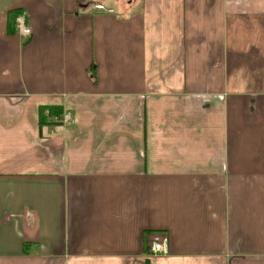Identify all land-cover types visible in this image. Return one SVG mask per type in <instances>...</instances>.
I'll list each match as a JSON object with an SVG mask.
<instances>
[{"label": "crops", "instance_id": "crops-1", "mask_svg": "<svg viewBox=\"0 0 264 264\" xmlns=\"http://www.w3.org/2000/svg\"><path fill=\"white\" fill-rule=\"evenodd\" d=\"M0 264H264V0H0Z\"/></svg>", "mask_w": 264, "mask_h": 264}, {"label": "built area", "instance_id": "built-area-1", "mask_svg": "<svg viewBox=\"0 0 264 264\" xmlns=\"http://www.w3.org/2000/svg\"><path fill=\"white\" fill-rule=\"evenodd\" d=\"M14 30L17 34L26 38L31 35L30 27L26 23V13L23 10L14 19ZM58 119L64 126L72 125L75 122L71 109H65ZM146 252L150 258L168 254L167 234L163 232L155 233L147 246Z\"/></svg>", "mask_w": 264, "mask_h": 264}, {"label": "trees", "instance_id": "trees-1", "mask_svg": "<svg viewBox=\"0 0 264 264\" xmlns=\"http://www.w3.org/2000/svg\"><path fill=\"white\" fill-rule=\"evenodd\" d=\"M23 9L22 8H13L8 10L7 12V32L9 34L14 33V19L17 14H19ZM93 74V71H92ZM91 74V75H92ZM94 76V75H92ZM47 110L46 115H52L56 117H61L62 109L58 106H40L39 108V115H40V122L42 123V120L44 118V113ZM33 244L24 243L23 244V252L27 253L28 247Z\"/></svg>", "mask_w": 264, "mask_h": 264}, {"label": "rangeland", "instance_id": "rangeland-1", "mask_svg": "<svg viewBox=\"0 0 264 264\" xmlns=\"http://www.w3.org/2000/svg\"><path fill=\"white\" fill-rule=\"evenodd\" d=\"M99 7L102 8V6H99ZM101 10H102V9H101ZM106 12H107V11H106ZM113 12H114V11H113ZM113 12H107V13H113ZM30 30H31V28H30ZM14 32H15V30H14ZM31 34H32V31H31ZM30 36H31V35H30ZM30 36H29V37H30ZM29 37H28V38H29Z\"/></svg>", "mask_w": 264, "mask_h": 264}]
</instances>
